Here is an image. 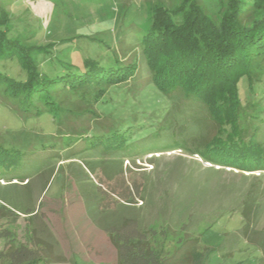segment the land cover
<instances>
[{
  "label": "rangeland",
  "instance_id": "obj_1",
  "mask_svg": "<svg viewBox=\"0 0 264 264\" xmlns=\"http://www.w3.org/2000/svg\"><path fill=\"white\" fill-rule=\"evenodd\" d=\"M184 2L0 0L4 49L43 46L32 54L42 75L71 79L49 87L45 107L23 110L6 88L28 71L0 53V251L27 245L42 256L34 264H118L109 232L133 219L162 264H264V169L217 160L232 142L264 158V69L252 88L239 83L237 125L196 96L161 91L142 41L156 7ZM199 2L220 21L227 0ZM86 60H119L136 76L81 82Z\"/></svg>",
  "mask_w": 264,
  "mask_h": 264
},
{
  "label": "trees",
  "instance_id": "obj_2",
  "mask_svg": "<svg viewBox=\"0 0 264 264\" xmlns=\"http://www.w3.org/2000/svg\"><path fill=\"white\" fill-rule=\"evenodd\" d=\"M243 3V0H227L219 22L199 0H185L172 11L156 7L150 30L142 41L152 80L161 91L167 94L182 90L196 96L207 103L211 111H216V117L222 114L224 122L230 119L229 123L236 125L245 106L239 83L246 78L248 88H252L264 69V0H253L250 6ZM6 19L5 13L0 15V24ZM5 41L0 31V53L7 50L9 56H17L29 74L26 81L11 78L6 88V93L8 90L9 95L21 100V109L29 111L44 106L43 95L53 83L71 80L70 75L53 79L42 75L32 54L43 46L26 49L6 43L5 50L2 46ZM86 65L87 69L74 75V79L109 86L136 76L130 66L121 65L119 60L117 67H106L93 60H86ZM231 145L219 148L217 160L220 163L242 170L264 169L261 152L257 154L233 142ZM8 211L18 214L11 209ZM7 233H0V237ZM109 236L118 252V264H162L135 220L126 219L120 228L109 232ZM41 259L40 251L27 245L7 244L0 251V264H34Z\"/></svg>",
  "mask_w": 264,
  "mask_h": 264
}]
</instances>
